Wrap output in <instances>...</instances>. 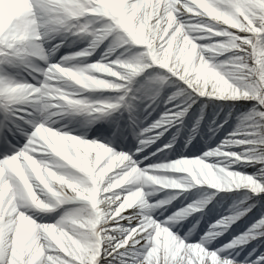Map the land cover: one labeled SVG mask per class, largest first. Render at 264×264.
Here are the masks:
<instances>
[{
    "label": "clouds",
    "instance_id": "1",
    "mask_svg": "<svg viewBox=\"0 0 264 264\" xmlns=\"http://www.w3.org/2000/svg\"><path fill=\"white\" fill-rule=\"evenodd\" d=\"M163 4V15L161 0H135L131 5L128 0H19L2 6L0 47L14 50L19 63L34 65L36 72L35 84L0 79V113L26 111L34 124L24 143L0 159V250L11 249L9 264H18L21 246L29 250L26 255L35 254L38 260L45 243L82 257L100 224L117 217L129 223L138 216L146 219L143 230L154 227V241L163 239L173 245L176 235L170 229L183 226L206 203L190 204L173 212L164 219L169 227H161L152 221V215L171 200L149 203V198L163 190H186L193 184L219 191L247 188L253 194L264 192V186L251 176L228 170L231 163L242 159L236 153L203 154L232 157L224 166L194 158L141 169L127 154L85 139L86 132L72 134L53 127L65 117H94L116 107L78 98L83 92L121 87L102 76L121 80L153 67L166 70V75L178 78L200 97L223 102L251 100L256 102L254 107L264 110V51L258 54L256 47L247 51L244 45L250 41L241 35L264 33V0H163ZM90 27L94 29V40L103 37L92 51L61 57L65 66L60 61L50 63L55 45L47 46L53 40L72 29L87 32ZM109 38L100 60L72 63L91 56ZM256 115L254 123L239 125L240 130L233 135H253L248 129L258 125L254 131L262 135L235 142L258 141L264 151V111ZM91 123L88 120L83 127ZM251 156L249 150L244 159ZM169 172L184 176L171 178L165 174ZM70 194L90 210L58 217L51 224L34 219L57 212ZM210 227L224 225L217 221ZM137 228L128 232L125 243L134 237ZM222 234L207 231L201 239H215ZM258 236H264V218L225 247H240ZM190 254L207 255L198 244L191 246ZM48 259L50 264L54 261ZM209 260L210 264H225L214 254Z\"/></svg>",
    "mask_w": 264,
    "mask_h": 264
},
{
    "label": "rangeland",
    "instance_id": "2",
    "mask_svg": "<svg viewBox=\"0 0 264 264\" xmlns=\"http://www.w3.org/2000/svg\"><path fill=\"white\" fill-rule=\"evenodd\" d=\"M70 37L71 36H68L67 38ZM71 41L68 42L66 46L68 47V49L72 54L77 53V51L81 49V47L80 46L78 47L77 44H74ZM256 41L259 45L264 47V41H261L259 37H256ZM120 51H124V50L121 49ZM67 52L69 51H64L62 53H59V56L53 62L50 63L58 62L61 57H64L63 54H66ZM124 54L127 55V52H125ZM258 54H259V50H258ZM220 59H224V58L221 57ZM96 61L97 59L91 60L90 62L80 61L76 64L77 65L81 63L91 64ZM15 68H16L15 66L10 67L8 64H0L1 77L9 81L20 83L15 80V75L12 73L15 72L14 70ZM5 70L11 72L14 77H10L9 75L2 73L5 72ZM160 72L166 73V70H161L158 67H153L145 70L139 75L134 76L133 80L137 83V86L135 87V89H131V90H130L131 86H129L127 96L125 97V99L127 100V98H134L135 95L138 97H142L144 100L145 98L153 99V95H155V89L152 87H145V85L147 81L151 79L154 74H158ZM24 77L32 78L31 75L22 76V78ZM101 78L111 81L112 80L111 78H115V77L102 76ZM172 79H174L175 81L172 80V82L169 83L168 86L163 87L159 90L158 95H155V99L153 100L156 102L157 105L147 104L146 102L143 107L147 110L157 111L158 106L162 102L163 104L164 102L169 103L171 105L173 104L172 108L175 110L173 112V117L175 116L176 112L183 111L185 108H187V111L185 112V115L183 117L172 119L174 123L168 126V129L176 128V136H174L173 139H171L172 142L169 141L168 138L164 139L163 141H160L162 137L156 134L154 140L148 143L147 146L144 147V149L145 150L147 149V151L145 152H142L141 150L135 151L136 153L133 155V158H131L133 162H137L139 160L144 161L152 157H156L155 159L156 163L154 165H167L171 162H174L176 161L175 159L179 158L178 152H176L175 150V147L178 143L177 141L182 139L181 132L183 130V127L187 123V120L190 117L194 119L196 118L197 137L203 139V136H205L210 131L209 127L207 126V123L210 121V115L213 111L218 112V119L214 118L213 122L220 121V127H223L228 124V120L223 119L224 114H226L227 117L233 116V113L245 116L249 114L253 105L256 103L255 101H251V100L223 102L207 96L200 97L191 89H188L187 85L184 82L179 81L178 78L173 77ZM115 82L116 84L121 85V87L112 90L83 92L80 94L78 98L86 99L90 103L114 104L116 105L115 108L106 109L102 112L117 111L119 108L122 107V105H124V103L118 101L120 96L124 93L125 85L129 84V81L128 78L121 80H117L115 78ZM135 82H132L131 84ZM183 89H187V92H190L191 95L188 94L187 96H190L192 99H194L193 101L190 102L189 100H187L185 96L186 93H184L183 95L178 96L176 100L169 102L168 98L170 96H172L174 93L178 91H182ZM133 90L135 94L131 95L130 92ZM99 113H96L94 115H97ZM123 114L126 120L125 128H122L121 125H117L115 127L111 125V127L107 126V128L100 130L98 129L94 130L90 128L86 131L87 135L84 138L103 143L106 146L110 147L112 150L116 151L117 148L115 146L120 139L128 141L129 136L133 137L135 135V129L132 128L129 121L130 122L135 120L137 121L138 117L134 114H129V113H127L125 117V111H123ZM195 114H197V116ZM119 116H122V112H120ZM221 119L223 120L221 121ZM81 120H82V116L79 115L69 116V117H65L62 120H59L57 124L65 125L66 129L71 128L72 130H76L78 128L77 125L80 123ZM150 122H153V119L147 121L144 126H147L148 124L150 125ZM258 127H259L258 125H253V128L248 129V131L253 133V135L255 136H260L262 135L261 133L254 131V129ZM65 131L72 132L70 129ZM234 132L236 131L234 130L231 132L229 131L228 135H226L225 138H221V136L219 137L222 140L225 139L224 140L225 143L223 144L224 146H222L219 151L240 154L245 152L249 153V150H251L252 156L249 159H241L239 161H235L231 163L228 167V170L238 172L242 175L251 176L254 180H256L258 183L264 186V173L262 172L263 169L259 165L260 161L264 157V151L261 150V145L259 144L258 141L254 142L253 144H238L235 142L236 140L253 139V135H248V136L233 135ZM219 134L220 133L218 132V136ZM96 137L97 139H95ZM197 137L194 138V141L197 139ZM9 143L11 142L9 141ZM201 152H203V150L198 151L197 155H199ZM5 154L7 153L4 152L2 158L4 157ZM163 155H167V157ZM232 160H233L232 157L218 156L217 158H214L210 162L209 161H205V162L224 166L226 163ZM137 165L139 168L141 167L140 164ZM165 174L170 176L171 178H177V179L184 176V174L182 173L169 172ZM172 196H175L176 198L171 199ZM167 200H171V202L165 204L163 208L159 209L155 214L152 215V218L154 220L164 221L165 217L170 216L173 212H176L177 210L182 209L187 205L190 204L199 205L204 201H207L203 210L189 217L188 221H186L183 226H177L176 228L170 229L174 233H177L179 236L183 237V234L185 235L188 232V229L191 228L193 224H196L197 221H199V223L195 228V231H193L189 236L188 240L191 243H196L199 241V238L197 237L195 238V236L198 235L202 237L204 233L207 232L208 226L207 223H205V217L207 215L213 216L212 218H217L219 217L223 209H225L223 215H225L226 218L229 216L236 215L238 211H244L245 214L243 216H241L234 223L229 225L227 230L224 231L222 235H220L219 237H217L212 241V243L208 246L209 251L225 247V245L230 243L236 237H239L247 233L249 229H251L262 218H264V193L253 194L247 188H239V189L233 188L231 190L219 191L217 189L209 188L207 185L190 184L186 187V190H163L155 193L152 197H150L151 203L155 201L164 202ZM216 209L221 210V212L217 213V216L215 217L214 211ZM58 215L59 213L55 212L52 214L35 216L34 219H36L38 223L51 224L57 219ZM216 220L214 221V223H216L220 219H218L217 221ZM104 223H107V221H105ZM156 243L158 245L159 240H157ZM165 245L167 246L166 242ZM28 251L29 250L21 246L20 259H23V257L27 254ZM230 251H231V256H229L228 258L232 259L234 257L236 264H264V236H258L257 239L252 240L248 244L241 245L240 247H236ZM134 258L135 257L130 254L128 257H126V260L132 261ZM36 259L37 257L35 256V254H33L32 255L33 264H35ZM218 259L220 260L219 256Z\"/></svg>",
    "mask_w": 264,
    "mask_h": 264
},
{
    "label": "snow or ice",
    "instance_id": "3",
    "mask_svg": "<svg viewBox=\"0 0 264 264\" xmlns=\"http://www.w3.org/2000/svg\"><path fill=\"white\" fill-rule=\"evenodd\" d=\"M134 2L135 0H128L129 5L133 4ZM183 2L184 0H181V3ZM160 12L161 15L165 13L163 0H161ZM87 32H91L93 35H88ZM87 32H80L77 28L68 31L61 36H72L80 39H87L88 43H91V47H88L82 51H92V49L96 47L103 37L97 36L94 40L93 36L95 33L94 29L91 27L87 29ZM241 35L250 41V44L244 45L247 51L251 52L253 47H256L260 51H264V47L259 45L256 41V37H259L261 41H264V33H261L259 36H254L252 33H242ZM60 47L61 45H55L53 51H58ZM13 51L14 50L12 49L0 47V64L19 63V58L13 55ZM60 63L61 66H65L64 61H60ZM31 70L35 72L33 68H31ZM173 77L174 76L171 74H154L152 78L147 81L145 87L154 88L155 95H158L159 90L168 86L169 83L172 82ZM127 78L129 84L125 85L124 93L120 96L118 101L125 103L126 106L132 99H125L128 88L132 82H135L133 80V76H129ZM186 92L187 89H183L182 91L174 93L168 98L169 102L176 100L178 96H181ZM262 94H264V90H262ZM155 95H153V99H155ZM189 95L191 94L189 93ZM186 111L187 108H185L183 111L176 112L174 117H162L161 121L153 124L151 128H145L143 132L140 133V141L145 142L143 137L146 134L152 132L155 129L163 128L165 121L171 124L172 119L183 117ZM258 111L264 110L260 109L259 106L254 107L253 105L249 114L243 116L240 119V127H243V125L248 122L254 123L258 119L256 115ZM17 117H19V119ZM33 126L34 124L31 118L27 115L26 111L15 112L14 114H4L3 119H0V141H2V143H0V150L4 151L5 153H12L15 151L16 148L14 149L12 147V143H16L19 136H23L25 140L27 135L31 132L29 129L32 130ZM239 130L240 129L238 127L237 131ZM159 135H163V132L161 131ZM9 141L12 143H9ZM144 144L145 143L141 145L143 146ZM6 155L8 154H5L4 156ZM237 155L244 159V157H247L249 153L245 152ZM204 203H207V201L201 203L200 206H202ZM83 210L90 209H88V205L85 202L76 199L75 196L70 194V198L57 212L59 213L58 217H61L64 215H76ZM244 214V211H238L236 215L226 217L225 219H220V223L224 225L223 228L209 227L207 231L223 233L225 229H227L228 226L232 224L231 221L237 220L238 217L240 218ZM123 215L127 216L128 214L124 213ZM130 218L131 217H129V219ZM151 219L156 224H160L161 227H169V225L165 224L164 221L154 220L153 218ZM56 220L53 223H55ZM137 225L140 227L137 228ZM146 225L147 220H141L139 216L131 223H129L128 220L117 217L115 220L100 224V226L96 229V233L93 234L91 238V245L86 255L82 257L77 256L70 250H61L54 245L45 243L42 249L43 254L38 260L35 261V264H50L48 259L49 257L54 258V261L51 262V264H210L209 257L213 254L216 257L219 256L220 260L224 261L225 264H227V261H232V264H236L234 257L232 259L228 258L231 256L230 250H233L234 248L223 247L211 251L208 250V246L214 239H201L200 237L198 242L189 243V236L193 231H195V228H189L188 232L183 236V238H178L176 236L174 244L166 246L163 239H160L159 244L157 245L156 241L153 239L155 235L154 227L143 230ZM132 228H137V233L132 239H129L127 243H125V237ZM197 244L203 247L204 253L207 255L201 254L200 256L194 257L190 254L191 246ZM130 254L135 257L132 261L126 260V257H128ZM11 257V249L8 251L0 250V264H9ZM18 264H33L31 255H25L23 259L19 260Z\"/></svg>",
    "mask_w": 264,
    "mask_h": 264
},
{
    "label": "bare ground",
    "instance_id": "4",
    "mask_svg": "<svg viewBox=\"0 0 264 264\" xmlns=\"http://www.w3.org/2000/svg\"><path fill=\"white\" fill-rule=\"evenodd\" d=\"M5 3L16 4V3H19V0H0V13H2V11H3L2 6ZM67 37L68 36H59L55 40H53L50 45L47 46V47H51L52 45H61L59 50L56 51L55 55L51 58L50 62H53L59 56V53H62L64 51H69L66 54H63L64 56L72 55V53L70 52V50L66 46V44L68 42H70L71 40H73V41H71L72 43L77 44L78 47L79 46L81 47V49H79L77 52H80V51L88 48L89 43H88L87 39H80V38H76V37H72V36L70 38H67ZM110 39L111 38H109V40H105L104 43L101 44L100 47L97 48L91 56L86 57V58H80V60L73 61L72 63L76 64L80 61H89L90 62L91 60H94V59L100 60L101 55L105 53L107 47L109 46ZM112 58L113 57H109V59H112ZM8 65L10 67L11 66L16 67L14 69L15 72H12V73L15 75V80L17 82H20V83L29 82L31 84H35L36 81L33 79V77L36 76V72H33L31 70V68H33L34 65L31 67H26L25 65L20 64V63H13V64H8ZM2 73H5V74L9 75L10 77H14L11 72H8L6 70H5V72H2ZM24 75H31L32 78H29V77L22 78V76H24ZM0 78H2L1 77V71H0ZM111 79L112 80L110 82L116 84L115 78H111ZM130 86H131L130 90L135 89V87L137 86V83L135 82V83L131 84ZM130 93H131V95L135 94L134 90L131 91ZM128 99L129 98H127V100ZM145 100L142 97H138L135 95L134 98L131 99L130 103L127 106L124 103V105H122V107L119 108L117 111L101 112L97 115H94V117L82 116V120L77 125L78 128L76 130H72L71 128L66 129L65 125H60V124H55V125H53V127L60 128L64 131L70 129L72 131V133H74V134L83 135L90 128H92L94 130H97V129L100 130V129L107 128V126L111 127V125L113 127H115L117 125H121L122 128H125L126 120L124 118L123 111H125V117H126L127 113L134 114L138 117L137 121L136 120L131 121V122L129 121V123L132 126V128L135 129V135L133 137L129 136V139L127 138L128 141L120 139L119 142L115 146L117 148L115 151L116 153L127 154L130 158H133V155L136 153L135 152L136 150H141L142 152L147 151V149L145 150L144 147L147 146L148 143H150L154 140V137L156 134L159 136V133L161 131L163 132V135H160L162 137V139L160 141H163L164 139L168 138L169 141L172 142L171 139H173V137L176 136V128L175 129L174 128L168 129V126L174 123L173 120H172L171 124H169L167 121H165L163 128L155 129L152 132L146 134L143 137V139L145 140V144L143 146L140 144V133L143 132V130L145 128H151V126L153 124L160 122L162 117H173V112L175 111L172 108L173 104L171 105V104L166 103V102H164V104L162 102L158 106L157 111L147 110L143 107L146 102H147V104H153V105H157V104L152 98H145ZM170 105H171V107H170ZM120 112H122V116H119ZM195 115L197 116V114H195ZM3 116H4V114L0 113V119H3ZM242 117H243V115H238L235 113H233V116H229V117H227L226 114H224L223 119L228 120V124L226 126L220 127V121L219 122L218 121L213 122L214 118L218 119V112L213 111L210 115V121L207 123V126L209 127L210 131L205 136H203V139H201L200 137H197V131H196L197 120H196V118L194 119V118L190 117L187 120V123L185 124V126L183 127V130L181 132V138L182 139L177 141L178 143L175 147V150H176V152H178L179 158L175 159V160L193 159V158L197 157V158H204L205 161L210 162L214 158H217L218 156H213L211 158L210 157H204L203 154L205 152H209V151H219L221 149V147L224 146L223 144L225 143V141H224L225 139L222 140L219 137L221 136V138H225L226 135H228L229 131L230 132L233 130L237 131L240 119ZM150 119L151 120L153 119V122H150V125L148 124L147 126H144L145 123L147 121H149ZM223 119H221V121ZM88 120H92V123L88 127H83V125ZM175 127H177V126H175ZM29 131H31V129H29ZM218 132L220 133L219 136H218ZM196 137H197V139L194 141V138H196ZM95 139H97V137ZM23 143H24V137L19 136L17 139V142L12 143V147L14 149L18 148ZM106 144H107V142H106ZM148 149H150V148H148ZM200 150H203V152H201L199 155H197L198 151H200ZM159 154H161V153H159ZM163 156L167 157V155H163ZM155 159H156V157H152V158L144 160L145 162L143 160H139L135 163L140 164V166H141L140 168L144 169V168H148L149 166H153L156 163ZM149 203H151L150 198H149ZM229 207H230V205H229ZM219 212H221V210L216 209L214 211L215 217L217 216V213H219ZM224 212H225V209H223V211L221 212V214L217 218H212L213 216H209V215H207L205 217V223H207L208 229L211 225L215 224L214 221L216 219L218 220V219L225 218V215H223ZM210 221H212V222H210ZM173 234L176 235L178 238H183V237L179 236L177 233L173 232ZM183 236H184V234H183ZM196 237L200 239L201 236L197 235V236H195V238ZM188 242L191 243L189 240H188Z\"/></svg>",
    "mask_w": 264,
    "mask_h": 264
},
{
    "label": "trees",
    "instance_id": "5",
    "mask_svg": "<svg viewBox=\"0 0 264 264\" xmlns=\"http://www.w3.org/2000/svg\"><path fill=\"white\" fill-rule=\"evenodd\" d=\"M160 73H164V72H160ZM165 74V73H164ZM173 81H175L174 79H172ZM175 83V82H174ZM190 92H186L185 96L186 99L189 100L190 102L193 101L194 99H192L190 96H187ZM262 160H264V157L262 158ZM260 167L263 169L262 172L264 173V164L260 163L259 164Z\"/></svg>",
    "mask_w": 264,
    "mask_h": 264
}]
</instances>
